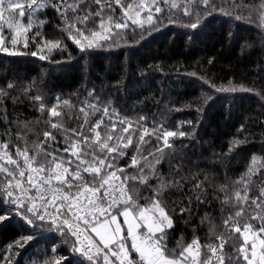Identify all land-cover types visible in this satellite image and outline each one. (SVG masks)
Segmentation results:
<instances>
[{"label": "snow or ice", "instance_id": "obj_1", "mask_svg": "<svg viewBox=\"0 0 264 264\" xmlns=\"http://www.w3.org/2000/svg\"><path fill=\"white\" fill-rule=\"evenodd\" d=\"M215 15L258 21L264 31V0H0V54L58 66L72 61L70 42L87 62L93 51L132 48L169 25L191 33ZM233 35L230 28L228 39ZM252 47L246 41L242 54ZM215 61L210 57L202 71L174 66L178 78H194L212 90H202V103L177 107L169 101L151 115L122 113L95 86L83 98L77 91L50 101L45 78L55 68L24 84L28 77L18 76L8 61L11 78L0 84V225L15 219L19 234L0 246V264H70L72 257L77 264H264V139L244 171L228 177L229 157L254 143V133L240 124L227 152L213 158L225 169L219 184L185 151L200 143L205 109L218 96L229 113L237 93L256 97L264 125V62H257L251 83L217 84ZM149 68L168 75L160 65ZM140 74L146 76L143 69ZM123 86L122 77L114 87ZM21 105L39 115L29 119L17 111ZM185 107L195 117L173 126L170 114ZM180 221L192 238L181 232L171 247ZM46 233L57 237L53 244L44 241Z\"/></svg>", "mask_w": 264, "mask_h": 264}, {"label": "trees", "instance_id": "obj_2", "mask_svg": "<svg viewBox=\"0 0 264 264\" xmlns=\"http://www.w3.org/2000/svg\"><path fill=\"white\" fill-rule=\"evenodd\" d=\"M252 0H248L251 3ZM48 19H54V13L49 10ZM230 24H232L230 26ZM258 21L252 24L233 22L231 18L215 15L209 17L204 25L191 31L178 25H169L159 32L153 33L140 44L132 48H119L111 52L93 51L90 53L87 62L83 53L70 45L69 51L73 59L70 63L58 66L48 65L47 62L35 60L32 57H5L0 54V84L6 83L5 76L11 78L7 69L12 66L21 78L27 76V80L22 83L27 84L32 79H39L44 72L50 68H55L46 77V83L52 92L49 93V100H54L55 95L63 94L69 96L79 91L86 94L87 87L95 86L98 93L105 96H112L116 106L122 113L129 115L136 112H143L151 115L158 109H162L169 101L179 106L193 102H203L202 90L211 92L207 85H201L190 77H177L174 66H180L192 70H204L209 66L207 60L215 57V67L211 70V75L216 79L217 84H227L229 80L237 83H251L257 78V62H264V50H262L261 37L264 31L257 27ZM47 27V26H46ZM234 31L233 38L228 39V31ZM52 31V29H49ZM191 34L192 40L188 36ZM131 38V33H129ZM254 43V47L246 49L243 54L241 46L245 42ZM59 55V54H57ZM67 56V53L64 54ZM43 63V67H41ZM86 63L88 68H86ZM149 65H160L168 73L167 76L159 71H153ZM141 69L146 73L141 76ZM124 78V86L117 91L114 85L121 78ZM183 81V82H181ZM237 99L229 113L228 102L222 97H217L215 102H210L205 109V116L198 129L200 143L193 142L186 154L195 163L199 161L204 172L210 176H215V182L219 184L224 181L225 169L219 161L213 163V158L217 154L228 150L229 142L238 135L237 129L244 123L249 130L254 133V143L243 145L229 157L228 177H236L244 171L245 164L253 152L260 153L264 139V125L261 124L257 113V98L246 93H237ZM155 97L156 99H153ZM75 100V96L72 97ZM157 100L160 101L157 104ZM142 102V103H141ZM10 115L15 117L13 106L8 102ZM17 111H22L29 119H34L39 115L32 109L23 105L18 106ZM196 115L194 109L185 107L182 112H172L170 122L174 126L180 119H191ZM69 125L75 127V123L68 121ZM0 131H3V122L0 121ZM35 139V137H32ZM243 138V134H240ZM62 139V138H61ZM63 147V144H61ZM168 165H164L163 171L168 173ZM131 171V170H130ZM203 178V176L201 177ZM175 198V197H174ZM210 212L212 209H208ZM216 217L219 218V204L216 202ZM203 215V211H201ZM198 223V221H197ZM181 232L186 239L192 238V229L185 227L180 221L177 231L171 241L170 246L174 247ZM17 221L13 219L0 225V246L10 242L18 235ZM202 240L207 239V225L199 231ZM54 233L44 234V241L51 245L56 241ZM78 258L72 257L70 264H77Z\"/></svg>", "mask_w": 264, "mask_h": 264}, {"label": "rangeland", "instance_id": "obj_3", "mask_svg": "<svg viewBox=\"0 0 264 264\" xmlns=\"http://www.w3.org/2000/svg\"><path fill=\"white\" fill-rule=\"evenodd\" d=\"M5 32H7V30H5Z\"/></svg>", "mask_w": 264, "mask_h": 264}]
</instances>
